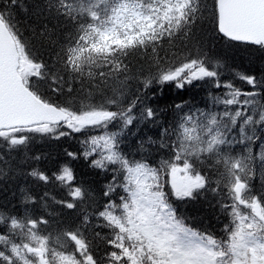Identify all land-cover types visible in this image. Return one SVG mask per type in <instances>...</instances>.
I'll return each instance as SVG.
<instances>
[{
	"label": "snow or ice",
	"instance_id": "6c2138e0",
	"mask_svg": "<svg viewBox=\"0 0 264 264\" xmlns=\"http://www.w3.org/2000/svg\"><path fill=\"white\" fill-rule=\"evenodd\" d=\"M20 5L21 0H0L4 155L27 148L37 135L60 139L99 128L104 134L89 135L83 155L97 157L91 162L96 168L115 166L119 175L104 195L117 188L122 194L55 235L44 215L0 212V264H264V191L252 184L257 159L264 170V150L258 158L253 151L256 141L264 145V76L241 74L250 86L245 90L222 83L197 34L199 22L210 15L224 37L264 48V0H212L211 9L207 0H35L30 8L39 23L27 36L13 16ZM165 44L180 47L169 57L158 51ZM137 54L144 57L139 67L131 60ZM206 80L226 90L212 97L222 110L194 111L176 103L173 124L162 130L168 159L153 166L125 156V130L134 121L159 119L160 109L141 94L154 97L156 89L184 90ZM110 125L119 130L108 131ZM237 145L243 150L237 152ZM206 162L210 167L202 174ZM0 163H6L2 156ZM31 175L49 180L36 169ZM56 179L71 184L72 170L64 166ZM207 191L224 193L221 207L229 223L220 238L188 226L172 202ZM69 194L72 202L61 203L75 209L87 190L76 186ZM25 201L33 198L26 195ZM93 218L100 223L92 225ZM89 226L109 230L102 255L95 254ZM61 241L71 250H58Z\"/></svg>",
	"mask_w": 264,
	"mask_h": 264
},
{
	"label": "trees",
	"instance_id": "16d2710c",
	"mask_svg": "<svg viewBox=\"0 0 264 264\" xmlns=\"http://www.w3.org/2000/svg\"><path fill=\"white\" fill-rule=\"evenodd\" d=\"M34 2L35 0H21L20 7L13 12L14 19L21 26L20 30L26 36L28 31L37 27L39 23L33 14L34 10L30 8V5ZM207 4L211 9L212 0H207ZM197 34L202 39L203 51L211 58L213 66L218 67L222 82H231L237 88L245 90L249 89L250 86L239 79L241 74L264 76V48L236 43L222 37L210 15L199 22ZM179 47V44H165L163 50L158 49V51L161 55L166 54L171 57ZM197 50L200 49L197 48ZM45 59H47V56H45ZM131 60L133 66L139 67L144 61L143 54H137ZM144 68L145 70L148 69L146 63ZM230 68L236 71L235 75L239 74L233 78L228 77L227 70ZM134 88L135 85H133V90ZM223 90L216 89L210 80H206L194 82L193 86H187L184 90L169 86H166L163 92L156 89L154 97L151 93L141 94L142 99L145 95L147 96L145 103L148 106L160 109L159 119L155 123L147 121V126H144L146 121L142 120L141 127H139L140 122L134 121L133 125H130L121 137V151L125 156L134 157L137 160L145 159L153 166L158 164L159 160L168 159L170 154L164 151L169 150L162 147V145L169 143V141L164 133L163 136H160L163 139L158 140L159 136L153 126L161 132L165 127L170 128L175 116L174 104L186 102L195 111L207 105L211 94ZM132 98L134 97L130 92L129 99ZM137 108L142 109L143 105L138 103ZM134 112H136L135 109ZM137 127L141 129L137 130ZM118 130V127L113 128L111 125L108 129V131L113 132ZM86 132L72 133V135L60 139L37 135L30 141L27 148L12 151L8 155H4L6 149L0 144V156L6 161V163H0V170L3 172V174H0V212L15 216H23L26 213L29 215H44L45 218L49 219V231L55 235L60 228H70L75 224H79L83 214H91L95 208L106 203L109 199L118 202V196L122 194L120 188L111 192L109 196L104 195V192L112 183L113 175H119L112 171L115 166L108 165L107 170L96 168L91 162L97 157H85L83 155L85 150L83 141L87 140L89 135H103L104 130L97 128L86 130ZM145 133H149V135L145 136L144 142H141ZM140 144L143 148L140 147ZM152 145L157 148H153ZM242 150L243 146H236L237 152ZM262 150H264V145H261L260 141H256L253 145V151L257 158ZM68 152L75 153V158L68 156ZM35 157H39V159H35ZM64 166L72 170L74 179L71 184L56 179ZM209 167L210 165L206 162L199 170L203 174ZM33 169L43 172L49 177V180L45 182L32 176ZM252 184L254 191H264V170L259 168L258 159L256 176L253 178ZM76 186L86 189L87 196L83 201H76L77 208L67 209L61 201L72 202L69 193L71 188ZM26 195L31 196L33 201L26 202ZM223 196L224 193L217 194L207 191L195 200H177L173 197L172 202L177 209L178 216L184 219L188 226L220 238L224 235V226L229 223V217L221 207ZM99 223L100 221L97 219H92V225ZM96 231L101 233L100 237L93 236ZM108 231L107 228L89 226L87 235L93 238L97 256L102 255L107 250V246L103 243V237ZM61 244H63V249L58 246V250H71L72 246L70 244L64 241H61Z\"/></svg>",
	"mask_w": 264,
	"mask_h": 264
},
{
	"label": "rangeland",
	"instance_id": "374dc122",
	"mask_svg": "<svg viewBox=\"0 0 264 264\" xmlns=\"http://www.w3.org/2000/svg\"><path fill=\"white\" fill-rule=\"evenodd\" d=\"M224 72H226V70H224ZM227 74L229 75V76H233V75H235V71L232 69V68H230V69H228L227 70ZM225 92H226V90L224 89L222 92H218V91H216V92H214L213 94H211V96H210V98H209V102H211V103H209L208 101H207V105H205V107L202 109V110H204V111H208V110H211V109H213L214 107H215V110H217V111H219V110H222V108H223V105H213V101H212V97L213 96H222L221 94H225ZM260 103H263L262 101H260ZM138 116H139V114H138ZM143 124V121L141 120L140 121V123H139V127H141V125ZM144 126H147V121L145 122V125ZM137 130H139V129H141V128H136ZM153 129L155 130V132L157 133V135L159 136V138H158V140H162L163 138H161L160 136H163V132H161L157 127H155V126H153ZM149 135V133H145L144 135H143V139H141V142H144L145 141V136H148ZM233 135H236V133L234 132L233 133ZM139 147V146H138ZM140 147L141 148H143L142 147V144H140ZM152 147L153 148H157V147H154L153 145H152ZM164 152H166V153H168V154H170L169 153V151H164ZM160 161H162V160H159V162Z\"/></svg>",
	"mask_w": 264,
	"mask_h": 264
},
{
	"label": "bare ground",
	"instance_id": "6f19581e",
	"mask_svg": "<svg viewBox=\"0 0 264 264\" xmlns=\"http://www.w3.org/2000/svg\"><path fill=\"white\" fill-rule=\"evenodd\" d=\"M236 72V71H235ZM226 74V73H225ZM239 74V73H238ZM238 74H236V75H238ZM227 75V74H226ZM236 75H233V76H229V75H227L228 77H235ZM220 80H221V82H222V78L220 77ZM222 83H224V82H222ZM209 102V101H208ZM209 103H211V102H209ZM37 147V146H36ZM66 157V156H65ZM18 181V180H17ZM21 184V183H20ZM12 188V187H11ZM7 190V189H6ZM24 208V207H23ZM6 209V208H5ZM10 212V211H9ZM18 212V211H17ZM32 212V211H31ZM20 216V215H19ZM65 225V224H64ZM55 227V226H54ZM65 227V226H64Z\"/></svg>",
	"mask_w": 264,
	"mask_h": 264
}]
</instances>
